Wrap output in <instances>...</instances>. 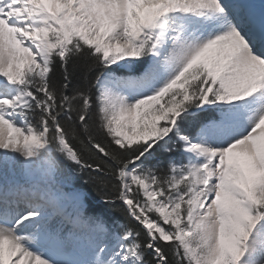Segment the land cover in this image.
Returning <instances> with one entry per match:
<instances>
[{
	"label": "snow or ice",
	"instance_id": "obj_1",
	"mask_svg": "<svg viewBox=\"0 0 264 264\" xmlns=\"http://www.w3.org/2000/svg\"><path fill=\"white\" fill-rule=\"evenodd\" d=\"M0 264H264V4L0 0Z\"/></svg>",
	"mask_w": 264,
	"mask_h": 264
},
{
	"label": "rangeland",
	"instance_id": "obj_2",
	"mask_svg": "<svg viewBox=\"0 0 264 264\" xmlns=\"http://www.w3.org/2000/svg\"><path fill=\"white\" fill-rule=\"evenodd\" d=\"M255 2H256V4H258L259 6L261 5V4H264V0H254Z\"/></svg>",
	"mask_w": 264,
	"mask_h": 264
},
{
	"label": "bare ground",
	"instance_id": "obj_3",
	"mask_svg": "<svg viewBox=\"0 0 264 264\" xmlns=\"http://www.w3.org/2000/svg\"><path fill=\"white\" fill-rule=\"evenodd\" d=\"M251 2H252L253 4H255L256 6H259L258 4H256V2H255L254 0H251Z\"/></svg>",
	"mask_w": 264,
	"mask_h": 264
},
{
	"label": "trees",
	"instance_id": "obj_4",
	"mask_svg": "<svg viewBox=\"0 0 264 264\" xmlns=\"http://www.w3.org/2000/svg\"><path fill=\"white\" fill-rule=\"evenodd\" d=\"M118 219H122V217L119 216V214H116Z\"/></svg>",
	"mask_w": 264,
	"mask_h": 264
}]
</instances>
